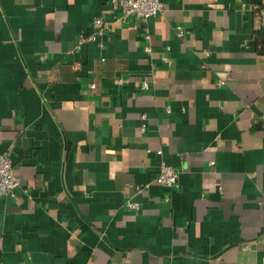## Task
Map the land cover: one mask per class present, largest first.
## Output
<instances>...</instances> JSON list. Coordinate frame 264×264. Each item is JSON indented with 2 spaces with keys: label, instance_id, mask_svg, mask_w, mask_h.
<instances>
[{
  "label": "crops",
  "instance_id": "obj_1",
  "mask_svg": "<svg viewBox=\"0 0 264 264\" xmlns=\"http://www.w3.org/2000/svg\"><path fill=\"white\" fill-rule=\"evenodd\" d=\"M163 3L0 0V264H264V0Z\"/></svg>",
  "mask_w": 264,
  "mask_h": 264
},
{
  "label": "built area",
  "instance_id": "obj_2",
  "mask_svg": "<svg viewBox=\"0 0 264 264\" xmlns=\"http://www.w3.org/2000/svg\"><path fill=\"white\" fill-rule=\"evenodd\" d=\"M112 6V11L119 12L120 18L135 17L142 21L156 16L157 14L163 12L164 3L163 0H109ZM242 8H245L244 4H241ZM92 31L89 35H80L76 40L75 47L78 48L80 45L86 41L96 40L105 30H108V23L104 21L102 14L96 15L92 19L91 24ZM178 34L182 35L183 30L180 26L177 28ZM147 42L144 46V50L150 53L151 47L149 42V36L146 34L144 36ZM116 82H121L120 78L115 79ZM89 86L93 88L95 86L94 82H90ZM147 87V81L142 82V88ZM144 117V116H142ZM160 153V150H158ZM157 183L163 184L165 186L176 188L178 186L177 173L175 170L165 164H161L158 174L154 179ZM19 179L14 173L13 160L10 152L0 151V196H13L14 189L19 185ZM167 199V198H166ZM126 206L132 209H137L138 205L136 202L128 201Z\"/></svg>",
  "mask_w": 264,
  "mask_h": 264
}]
</instances>
